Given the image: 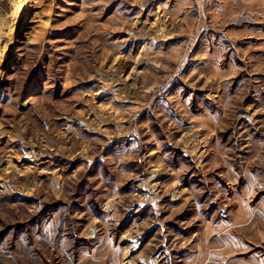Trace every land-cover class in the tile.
I'll return each mask as SVG.
<instances>
[{"label":"rangeland","instance_id":"1","mask_svg":"<svg viewBox=\"0 0 264 264\" xmlns=\"http://www.w3.org/2000/svg\"><path fill=\"white\" fill-rule=\"evenodd\" d=\"M93 231L99 264H264V0H0V264Z\"/></svg>","mask_w":264,"mask_h":264},{"label":"crops","instance_id":"2","mask_svg":"<svg viewBox=\"0 0 264 264\" xmlns=\"http://www.w3.org/2000/svg\"><path fill=\"white\" fill-rule=\"evenodd\" d=\"M166 41H172V38H165ZM148 93V91H146ZM177 90H175L171 96H169L170 98L168 99H172L174 96H176ZM163 98H160L158 96V93L154 94V95H150V99L147 101V110L148 113H151L154 111V109H156L158 106L164 104V101H162ZM158 155L159 153L156 152ZM154 155V154H151ZM158 155L156 157V159L154 158L153 160H158ZM142 157V155L140 156ZM158 188V187H157ZM159 190H156V187H152L149 184L148 185H144L142 187V189H140L139 191V195H134L135 199V203L139 204V207L137 209V211L134 212V214H139L141 213V211L143 209H147L150 206H155L158 204L160 197L157 194ZM96 232L93 231L92 234H89L88 236L84 237L85 240H88L89 242H92V245L89 244V248L85 249H80L79 247L75 250L76 253H84L81 261L79 264H99L101 261H104L105 259H98L99 257H109L110 255L113 254V252L111 251V249L108 251V254L102 255L101 249H99V247H96ZM146 238V234L145 237L142 238L140 237L138 240V243L136 244L137 247L135 246L133 249V251H136L137 249H139V246L141 244V242ZM85 251L87 253H85ZM105 252V251H104ZM124 253H126L127 255H129L131 253V250H123ZM125 254V256H126ZM160 261V260H159Z\"/></svg>","mask_w":264,"mask_h":264},{"label":"built area","instance_id":"3","mask_svg":"<svg viewBox=\"0 0 264 264\" xmlns=\"http://www.w3.org/2000/svg\"><path fill=\"white\" fill-rule=\"evenodd\" d=\"M167 88H168V87H162V88H161V91H162V92H165V91L167 90Z\"/></svg>","mask_w":264,"mask_h":264},{"label":"bare ground","instance_id":"4","mask_svg":"<svg viewBox=\"0 0 264 264\" xmlns=\"http://www.w3.org/2000/svg\"><path fill=\"white\" fill-rule=\"evenodd\" d=\"M170 38V37H169ZM172 38V37H171ZM167 39V38H166ZM119 86V85H118ZM161 260V259H160Z\"/></svg>","mask_w":264,"mask_h":264}]
</instances>
